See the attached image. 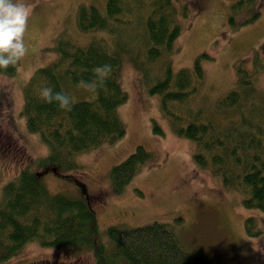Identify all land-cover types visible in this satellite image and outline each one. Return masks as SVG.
<instances>
[{
    "label": "trees",
    "instance_id": "1",
    "mask_svg": "<svg viewBox=\"0 0 264 264\" xmlns=\"http://www.w3.org/2000/svg\"><path fill=\"white\" fill-rule=\"evenodd\" d=\"M258 1L231 0L226 18L231 30L259 17ZM103 4H77L74 20L81 34L104 33L106 38L90 36L79 44L58 35L50 48L55 58L37 67L22 88L27 130L39 137L47 154L22 167L2 186L0 263L32 244L44 249L85 247L93 264H212L205 255L187 250L168 223L109 226L104 242L96 213L84 200L51 196L37 177L49 168L61 173L77 169L79 155L124 136L117 113L127 100L118 82L119 52H124L141 68L147 93L158 97L175 135L195 144L194 163L219 176L225 187L236 189L242 207L264 212V91L254 87L264 72V60L255 53L252 70L246 69L245 61L234 63L235 85L218 99L217 108H238V117L217 126L203 120L201 106L192 102L205 79L202 62L210 60L209 55L198 54L190 67L175 71L171 66L170 55L177 50L175 42L183 30L174 0H103ZM187 12L185 6L184 17ZM19 64L0 74L15 76ZM106 64L111 65V73L104 85L96 93L89 91L81 81L96 80L95 69ZM46 87L70 96L75 101L71 110L44 102L41 92ZM153 132L162 135L155 122ZM153 158L152 152L136 146L110 169L112 192L122 193ZM244 226L250 236L260 233L253 217H247Z\"/></svg>",
    "mask_w": 264,
    "mask_h": 264
},
{
    "label": "rangeland",
    "instance_id": "2",
    "mask_svg": "<svg viewBox=\"0 0 264 264\" xmlns=\"http://www.w3.org/2000/svg\"><path fill=\"white\" fill-rule=\"evenodd\" d=\"M174 2L183 30L175 42L177 50L170 55L171 66L175 71L190 67L198 54L209 55L210 60L202 62L205 79L192 102L201 106L203 120L225 126L239 112L238 108H217L218 99L235 85L234 63L245 61L246 69L252 70L255 53L264 60V0H259L255 8L259 17L237 30H231L226 20L231 0ZM26 3L31 7L25 36L28 54L20 61L15 76L0 74V191L6 182L17 177L22 167L47 154L39 137L27 130L22 113V88L29 76L55 58L50 48L58 35L70 36L79 44H85L90 36H107L81 34L74 20L77 4L103 7V0ZM185 6L188 12L184 17ZM119 55L118 82L127 93L126 102L117 109L124 136L113 144L79 155L77 169L61 173L49 168L39 172L37 177L47 193L84 200L96 213L99 237L104 242L108 241L105 229L109 226H146L157 221L172 225L187 250L205 255L212 264H264V212L242 207L241 194L236 189L225 187L219 176L194 163L195 144L175 135L159 108L158 97L147 93L141 68L126 53ZM254 87L264 91V72L257 76ZM153 122L162 135L153 132ZM138 145L152 152L154 158L122 193H113L110 169ZM247 217L256 219L260 233H246ZM20 253L0 264L94 262L91 251L85 247L44 249L30 244Z\"/></svg>",
    "mask_w": 264,
    "mask_h": 264
},
{
    "label": "clouds",
    "instance_id": "3",
    "mask_svg": "<svg viewBox=\"0 0 264 264\" xmlns=\"http://www.w3.org/2000/svg\"><path fill=\"white\" fill-rule=\"evenodd\" d=\"M31 15V7L26 0H0V70L6 72L16 66L28 54L25 36ZM111 73V65L95 69L96 80L81 83L91 92L96 93ZM46 103H57L59 108L70 111L75 101L63 92H54L46 87L41 92Z\"/></svg>",
    "mask_w": 264,
    "mask_h": 264
},
{
    "label": "bare ground",
    "instance_id": "4",
    "mask_svg": "<svg viewBox=\"0 0 264 264\" xmlns=\"http://www.w3.org/2000/svg\"><path fill=\"white\" fill-rule=\"evenodd\" d=\"M3 79H4V78H3ZM5 82H7V81H5ZM134 100H135V99H134ZM134 104H135V103H134ZM6 154H7V153H6ZM15 154H16V153H15ZM15 159H16V158H15ZM15 159H14V160H15ZM57 256H58V254H57ZM63 257H64V256H63Z\"/></svg>",
    "mask_w": 264,
    "mask_h": 264
}]
</instances>
